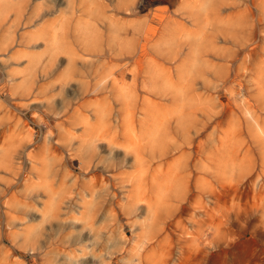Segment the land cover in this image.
<instances>
[{
    "label": "bare ground",
    "instance_id": "6f19581e",
    "mask_svg": "<svg viewBox=\"0 0 264 264\" xmlns=\"http://www.w3.org/2000/svg\"><path fill=\"white\" fill-rule=\"evenodd\" d=\"M29 1L0 0V30L7 20L9 27H23L41 15L43 2L26 16ZM65 3L53 33L32 32L30 39L33 47L45 43L53 61L65 47L70 61L59 85L57 110L47 107L57 133L48 131L34 145V133L24 129L17 115L22 107L35 110L42 102L39 81L47 76L46 63L30 54L29 66L20 75L2 68L0 264H26L16 255L22 250L29 251L31 259L40 257L38 264H205L216 249L218 255L231 258L227 264H264V80L252 76L264 69V0H188L178 9L190 24L181 25L180 32L165 41L176 46L171 59L193 45L191 67L212 56V86L224 87L234 106L216 96L198 104L194 115L178 109L174 115L139 118L133 115L136 89L130 92L121 86L114 93L113 87L122 81L130 62L131 86L143 75L139 54L147 48L146 35L158 29L151 22L162 17L161 8H153L149 22L135 25L137 21H112L107 4L99 0H78L77 24L85 16L111 27L106 41H100L101 34L91 37L84 28L77 29L71 41L68 24L76 0ZM146 4L147 0H118L116 9L134 14ZM203 18L206 23L201 24ZM8 38L0 36L1 60L14 45ZM22 38L15 45L23 43ZM219 39L224 45L217 44ZM73 44L89 54L80 59L81 68ZM113 62L116 67L108 68ZM231 72L241 84L238 92L230 88ZM198 74L205 81L204 74ZM90 107L93 115L83 117ZM235 112L239 115H224ZM78 124L80 133L74 132ZM122 125H127L123 132ZM140 125L144 136L136 134ZM219 132L225 137L233 134L230 143L219 140ZM62 150L78 156L86 179L78 190L73 183L78 177L54 162ZM168 157L176 158L165 174L168 182L163 189L157 184L150 198L135 174L121 176L129 166L136 172Z\"/></svg>",
    "mask_w": 264,
    "mask_h": 264
},
{
    "label": "rangeland",
    "instance_id": "374dc122",
    "mask_svg": "<svg viewBox=\"0 0 264 264\" xmlns=\"http://www.w3.org/2000/svg\"><path fill=\"white\" fill-rule=\"evenodd\" d=\"M99 1L103 2V4H107V7H105L107 11L106 14L112 15V21L119 19V21L128 24H133L137 21L138 23L135 25L142 24L145 21L149 22L153 8H161L160 14L162 15V17L160 19H154L152 22L150 21L158 29L155 30V33L146 35L144 42L147 43V48L142 50L139 54L140 59L142 61L141 65L144 69V76L142 74L138 75V77L136 78V84L134 86H131V71L133 69V66L132 62H130L128 63L129 65L127 69L125 68L124 77L121 79L122 81L118 82V84L113 87L114 93L121 86L124 90L130 92L131 90H133V87L136 89L138 101L136 103V109L134 110L133 114L136 115V118H139L141 115H174L178 109H181L184 115H194L198 104L202 105L203 102L206 104L207 102L215 99L216 96L224 104L227 103L233 105V102L227 96L224 87H218L217 89H215L212 86L214 85L212 81L216 83V78L211 73L212 68L210 65L212 64V62H216V60L213 59L212 56L204 58V60L199 61L195 66L191 67L188 61H190L192 56L191 50L193 45H191L190 47L186 45L176 57L171 59L172 56H170V53H172V51L176 49V46L174 48L169 41H165L170 39L169 34L174 37L178 32H180L179 27H181V25L188 26L190 24V20L184 17L183 15H180V10L178 9L182 6L183 3L184 6L188 4V0H147V4L143 7L141 6L137 8L134 14H125L124 12L120 11L118 12V10L116 9V3L118 2V0ZM42 2L43 4L39 8V12L41 13V15H36L37 18H34L30 25H24L23 27H14L13 24V26L9 27L10 22L9 20H7L4 23L2 29L0 30L1 37H9L8 39L11 40V38H13L14 40L13 48L4 55H1V57H3L2 59L5 60L6 63L0 59V79L2 78V68L4 71H9L10 73L17 72V75H20V71L29 66L30 54L36 57H40L39 63L43 61V63H46L47 65V76L46 78L41 79L39 81V84L43 87L44 91L42 94L39 95V99L42 102H38V107H35V110H29L28 108L22 107L20 111L17 112V115H20L21 118L24 120V129L29 130L31 133H34V145H37L36 142H41L42 137L47 134L48 131L55 130V133H57L55 128L56 126L54 125L55 117L51 112L47 111V107L57 110L55 104L59 97V85L63 80L64 74L70 67V61L66 54L67 52L65 51V47H61L62 49L59 50L60 52L57 56L56 61H53V59L49 60L50 50H48L49 48L45 45V43H39L34 47L30 44L32 32H42L44 30L46 35L53 33L54 29L56 28L55 22L57 21L58 11L64 10L66 4L65 0H31L29 1L30 7L29 10L27 9L28 11L26 12V16H29L30 13L32 14L31 11L34 10L35 7L39 6V4ZM75 5L76 6L74 7V14L72 20L68 24L70 33L69 40L72 41L74 34L78 32L77 29L84 28L92 32L91 37L95 36V38H100L102 36L100 41H106L108 29L111 27L109 26L110 24H108V22L96 23L93 22L91 19L88 20V18H86L85 16L81 19V23L77 24V21H75V17L81 14L80 5H78V0H76ZM186 9V7L183 8V10ZM204 23H206V20L203 18L201 24ZM163 25H166V27L168 26L169 31L165 30L166 28H164ZM127 36L130 37V35ZM19 37H23V43L15 45L18 41L17 38ZM220 40L221 39L217 40L218 45L222 44ZM71 46L77 52L78 56H76L77 59L75 61H77V65L78 67H80L82 65L79 62L80 59L82 57L90 58L88 56L89 54L87 53V51H81L80 47L75 44ZM171 47H173V49ZM3 64L5 65L3 66ZM218 64H222V62H218ZM115 67V62L108 64V68L113 69ZM200 72H202L206 77L205 81L203 80V77L200 78L198 74ZM230 74L233 77L231 78L233 79V82H231L230 88L233 91L238 92V90L242 89L241 84L237 80V77L233 75V72H231ZM252 76H260V80L263 81L264 69L259 70L258 74L254 73ZM18 80L19 79H16L15 81ZM73 83L74 82H71L69 85L72 86ZM251 84L252 83L248 84L249 90L254 92L256 90L255 86L251 87ZM147 87H149L153 91L147 90ZM101 95L106 96V93H102ZM7 99L9 102L12 101L8 97ZM92 109L93 108L90 107L89 112H85L83 117L93 115ZM1 114L2 112L0 113V115ZM224 115H239V112H235V114L226 113ZM39 119L43 120V123L40 122L41 127L38 126ZM136 122L138 121L136 120ZM224 125L225 123L223 124L222 128L224 127ZM79 126L80 124L75 126L78 128L77 131L74 127V132H82V129H80ZM93 128L95 129L96 127L93 126ZM125 128H127V125H122L121 131L123 132ZM144 133L145 128L143 126L140 125V127L138 126L136 128L137 135L144 136ZM218 136L220 137L219 140H223L224 144H228L230 142H228L227 140L230 139L233 134L226 135L225 137L223 132H219ZM55 138L58 141L60 140L59 137ZM139 139L140 141H143V138L139 137ZM220 145L221 142L218 143V147ZM54 148L55 146L53 147V149ZM174 159L176 158L168 157L162 162H153L152 165L142 167L139 170L137 169L136 172H134L129 166L124 169L126 173L121 174V176L125 177L129 173L135 174L137 181H142L141 184L143 186H146L145 195L147 198H150L152 195H155L159 187H162L163 189L164 184L168 182L166 181L165 174L167 170H171V166H169V163H171V161ZM54 162L56 163V166H58L59 163L65 165L67 173H69L70 176L76 175V177H78L76 178V182H73L76 183L74 186L75 190H78L83 183L82 181L86 180L85 174H82V172H80L81 169L79 168L78 156L68 150H62L61 155L54 159ZM158 163L160 164V166H158ZM74 178L75 177L70 178L69 183H71ZM157 184L159 185L158 188ZM46 199L47 196L43 194L42 200ZM122 222H124L123 217ZM123 231L125 233L128 232V235L130 234L128 228L125 226ZM193 236L194 238H196L199 236V234L196 233L193 234ZM4 243L8 247L10 246L8 241L5 240ZM216 250H213L211 252L213 253V255L205 264H224V262L225 264L230 263V257L227 258L224 255H218L219 252ZM16 255L20 257L26 264H34V260L37 261L36 264L41 263V261L39 260L40 257H35V259H31L29 251L26 252L25 250H22V254L20 251H17Z\"/></svg>",
    "mask_w": 264,
    "mask_h": 264
}]
</instances>
